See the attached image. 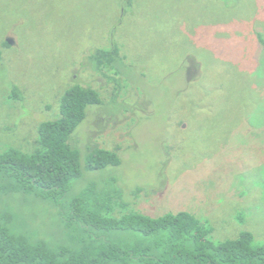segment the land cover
Returning <instances> with one entry per match:
<instances>
[{
	"label": "rangeland",
	"instance_id": "374dc122",
	"mask_svg": "<svg viewBox=\"0 0 264 264\" xmlns=\"http://www.w3.org/2000/svg\"><path fill=\"white\" fill-rule=\"evenodd\" d=\"M112 42L126 58L115 101L86 59ZM0 50V152L34 150L64 92L91 85L103 102L70 139L84 174L68 199L116 176L132 210H187L217 242L249 231L264 244V0H0ZM97 147L121 164L88 169ZM6 207L50 242L67 239L49 201L2 194Z\"/></svg>",
	"mask_w": 264,
	"mask_h": 264
},
{
	"label": "trees",
	"instance_id": "16d2710c",
	"mask_svg": "<svg viewBox=\"0 0 264 264\" xmlns=\"http://www.w3.org/2000/svg\"><path fill=\"white\" fill-rule=\"evenodd\" d=\"M3 46L11 47L6 40ZM86 59L115 84L112 96L118 97L126 60L119 45L96 47ZM0 66L5 67L1 50ZM13 86L11 96L23 98L22 89ZM102 102L95 87L74 84L61 97L60 115L41 123L34 150L10 147L0 152V195L27 194L49 201L67 237L50 242L26 229L15 210L6 207L0 210V264H264V244H255L249 231L217 242L212 229L190 211L153 217L132 210L116 176L92 182L68 199L74 180L84 174L81 152L70 139L88 118L89 107ZM86 160L91 170L122 161L117 149L101 147L91 150Z\"/></svg>",
	"mask_w": 264,
	"mask_h": 264
},
{
	"label": "water",
	"instance_id": "95a60500",
	"mask_svg": "<svg viewBox=\"0 0 264 264\" xmlns=\"http://www.w3.org/2000/svg\"><path fill=\"white\" fill-rule=\"evenodd\" d=\"M7 40H8V42H9L10 44H13V39H12V38H8Z\"/></svg>",
	"mask_w": 264,
	"mask_h": 264
}]
</instances>
